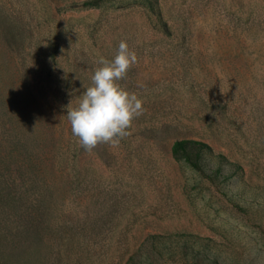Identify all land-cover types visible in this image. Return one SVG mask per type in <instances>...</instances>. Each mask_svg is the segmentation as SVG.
Returning <instances> with one entry per match:
<instances>
[{
  "label": "rangeland",
  "instance_id": "1",
  "mask_svg": "<svg viewBox=\"0 0 264 264\" xmlns=\"http://www.w3.org/2000/svg\"><path fill=\"white\" fill-rule=\"evenodd\" d=\"M121 40L143 115L88 152L66 106ZM0 89L48 178L0 193L11 264H264V0H0Z\"/></svg>",
  "mask_w": 264,
  "mask_h": 264
},
{
  "label": "clouds",
  "instance_id": "2",
  "mask_svg": "<svg viewBox=\"0 0 264 264\" xmlns=\"http://www.w3.org/2000/svg\"><path fill=\"white\" fill-rule=\"evenodd\" d=\"M137 54L121 40L112 59L99 56L75 106H66L71 133L78 144L91 152L98 144L117 147L131 133L133 120L143 115V100L121 86L129 69L137 63Z\"/></svg>",
  "mask_w": 264,
  "mask_h": 264
},
{
  "label": "trees",
  "instance_id": "3",
  "mask_svg": "<svg viewBox=\"0 0 264 264\" xmlns=\"http://www.w3.org/2000/svg\"><path fill=\"white\" fill-rule=\"evenodd\" d=\"M7 30L11 32L10 28ZM6 99L12 103L15 100L12 94L0 89V115L4 116L9 114L8 105H4ZM11 120L12 117L8 119L10 126L6 125L4 130L0 131V193L7 194V201L12 200L9 196L16 191L20 182L25 184L30 181L32 186L36 187L39 184L36 182L48 181L46 165L42 166L40 154L34 152L27 140L16 132L15 124L13 125ZM3 133L4 135L1 136ZM191 150H196L198 156L203 154V150L213 151V148L206 141L189 138L178 139L173 144V153L176 157H189ZM17 178L20 181H17ZM38 194L42 196L41 192ZM20 233H23V230ZM16 246L10 238L0 237V264H11Z\"/></svg>",
  "mask_w": 264,
  "mask_h": 264
}]
</instances>
